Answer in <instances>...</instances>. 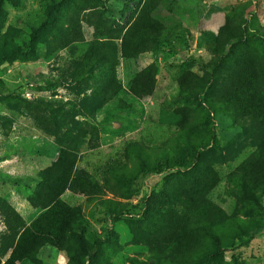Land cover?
I'll list each match as a JSON object with an SVG mask.
<instances>
[{
  "label": "trees",
  "instance_id": "16d2710c",
  "mask_svg": "<svg viewBox=\"0 0 264 264\" xmlns=\"http://www.w3.org/2000/svg\"><path fill=\"white\" fill-rule=\"evenodd\" d=\"M21 0H0V23L6 2L18 4ZM44 20L29 34L16 31L0 32V66L8 61L28 58L39 49L54 51L83 42L85 26L71 18L67 26L60 24L64 7L70 0H47ZM128 25L117 31L93 29L85 42L84 51L73 58V81L84 79L87 70L103 71L102 79L93 90L92 97L99 104L111 101L122 89L117 75L120 61L134 60L155 52L164 40L165 32L172 28L153 16L163 0H141ZM175 0H171L174 2ZM251 3L227 7L222 24L209 45L212 56L190 55L189 62L200 63L205 72L184 69L176 77L179 94L196 100V107H178V134L173 152L164 150L160 161H150L149 155L129 143L142 170L163 173L161 183L152 190L138 207L110 198H101L102 188L84 168L77 167L80 149L96 134L75 119L71 112L62 113L65 133L56 139L58 154L48 166L37 174L40 191L36 206L41 213L29 224L10 205H5L4 222L9 229L0 244V264H18L23 260L38 264V255L48 246L64 252L70 264H101V248L97 238L89 244L86 233L90 224L83 217L80 206H71L60 198L65 190L97 199L109 215L107 234H114L116 221L124 219L132 239L148 249L146 260L131 259L130 264H204L233 246L236 239L248 235L264 225L263 221H244L227 216V210L210 199L209 193L221 181L216 166L231 164L236 151L226 155L214 132L215 114L229 118L248 139L249 153L225 175L241 195L258 208L264 195V28L248 22ZM50 41V42H49ZM52 46V47H51ZM158 66L149 64L130 77L127 90L131 95L147 100L154 91ZM40 107L54 113L62 107L74 105L57 99L40 100ZM87 107H85V110ZM89 121L94 113L84 115ZM128 152H124L127 156ZM158 157V158H159ZM124 165L113 161L105 169L106 175L125 182ZM119 174V175H118ZM107 181V180H105ZM112 188V185L107 183ZM117 189H114L116 191ZM118 192V191H117ZM119 194H121L119 192ZM264 208V207H261ZM107 240L115 245L113 239Z\"/></svg>",
  "mask_w": 264,
  "mask_h": 264
},
{
  "label": "rangeland",
  "instance_id": "374dc122",
  "mask_svg": "<svg viewBox=\"0 0 264 264\" xmlns=\"http://www.w3.org/2000/svg\"><path fill=\"white\" fill-rule=\"evenodd\" d=\"M141 3V0H70L64 7L60 24L67 26L71 18L78 20L79 26H85L83 42L48 52V49H39L28 58L0 66V244L10 232L4 222L6 204L15 209L26 225L42 211L34 203L41 185L36 177L57 157L56 139L66 130L62 113L69 111L83 127L97 130L93 136L87 133L86 138L93 140L95 146L92 147L89 140L82 146L77 167L84 168L96 179L103 191L101 198L140 207L150 192L159 187L164 172L142 170L137 155L128 149V145L137 142V148L149 155L152 166L155 160L162 165L159 157L162 152H173L176 141H182L176 109L196 107L198 103L179 94L176 77L184 69L205 72L200 63L187 61L188 57L212 56L209 45L223 22L225 10L231 5L251 3L248 22L254 19L256 26L264 28V0H163L153 16L172 30L165 32L164 40L155 52L120 61L117 75L122 89L111 101L101 105L92 97V92L101 81L103 71L89 69L84 79L75 82L68 75L74 68L72 60L84 51L85 42L93 33L90 27L122 29ZM47 6V0L6 2L2 6L0 32L19 30V33L29 34L44 20ZM152 63L158 66L155 87L153 94L143 101L131 95L126 85L136 71ZM261 89L264 91V85ZM47 99L72 102L75 106L62 107L54 112L55 118L37 104ZM89 111L94 113L91 121L84 116ZM213 120L223 153L228 155L236 151L237 157L231 164L216 166L221 181L209 197L227 210V216H236L246 222H264V208H261L264 207V195L258 208L241 195L235 184L225 179V175L249 153L248 139L229 118L215 114ZM113 161L124 165L125 175L120 176H124L125 182L104 173ZM60 198L71 206H80L83 217L90 224L86 233L89 244H93L96 237L101 239L95 246L103 251L99 258L101 264H130L131 259L148 258V249L133 241L124 219L115 222L114 234H107L112 218L97 199L69 190H65ZM107 236L116 244H110ZM38 261V264H70L64 252L48 246L41 250ZM1 264H4V258ZM18 264L34 263L23 260ZM204 264H264V225L236 239L233 246L222 251L216 260Z\"/></svg>",
  "mask_w": 264,
  "mask_h": 264
}]
</instances>
